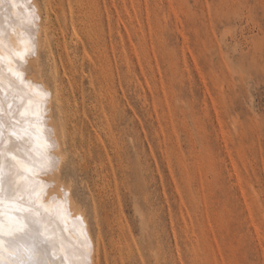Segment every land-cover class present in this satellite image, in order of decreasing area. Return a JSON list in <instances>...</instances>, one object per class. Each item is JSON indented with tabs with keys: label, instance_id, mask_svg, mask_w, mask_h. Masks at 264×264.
<instances>
[{
	"label": "rangeland",
	"instance_id": "obj_1",
	"mask_svg": "<svg viewBox=\"0 0 264 264\" xmlns=\"http://www.w3.org/2000/svg\"><path fill=\"white\" fill-rule=\"evenodd\" d=\"M83 2L94 41L79 31L54 120L99 264H264V0ZM48 54L22 68L53 85Z\"/></svg>",
	"mask_w": 264,
	"mask_h": 264
},
{
	"label": "snow or ice",
	"instance_id": "obj_2",
	"mask_svg": "<svg viewBox=\"0 0 264 264\" xmlns=\"http://www.w3.org/2000/svg\"><path fill=\"white\" fill-rule=\"evenodd\" d=\"M13 8L19 9L16 15L12 14ZM2 13H8L4 18L8 20L9 31H12L14 26H18L27 33L26 41L18 34L17 39L24 43V49L23 53H14V58L34 55L38 45L36 35L39 32L37 25L39 16L35 5L31 0H0V14ZM3 36L4 26L0 25V37ZM2 60L3 57L0 56V61ZM16 62L19 66H23V59H17ZM22 84V78L16 74L9 87L12 85L21 87ZM40 95V92L29 93V99L35 100ZM40 103L42 101L37 100L31 114L17 119L16 117L21 116L19 109L23 105H18L13 111L7 101L0 100V205L5 196L8 200L15 201L16 205L13 215L7 222L0 215V264H88L89 241L87 232L83 230L86 227L83 218L79 216L73 218L72 231L77 235L76 240L65 234L64 221L66 216H71L70 210L64 207L69 200V192L61 188L62 196L44 195L48 203L55 205L52 210L40 203L43 193L37 175L49 176L55 173L60 165V157L55 155L58 143L50 130H46L49 134L44 138L43 143L40 142L39 125L42 122L46 123L35 111ZM26 121L31 122L30 129L24 128ZM17 156H22L31 167L22 168L16 159ZM18 177L24 178L23 183L17 182ZM5 185H7L6 190ZM47 186L56 185L53 181ZM21 218L26 222L25 227H21L19 223ZM6 224L9 229L7 233H5ZM49 225H54L53 232L59 229L61 235L49 238L45 234Z\"/></svg>",
	"mask_w": 264,
	"mask_h": 264
},
{
	"label": "bare ground",
	"instance_id": "obj_3",
	"mask_svg": "<svg viewBox=\"0 0 264 264\" xmlns=\"http://www.w3.org/2000/svg\"><path fill=\"white\" fill-rule=\"evenodd\" d=\"M53 1H55V0H45L44 3L41 4V3H39L38 0H31L32 4L35 5L36 10H37V14L39 16V20L37 21V25L39 27V32L36 35L38 45L35 48V54L32 56H22V57L14 58V53H23V49H24V43H22L21 40L17 39L18 34L21 37H23L24 40L26 41L27 40V33L24 32V30L18 26H14L13 30L9 31L8 30V20L4 18V17H7L8 13L0 14V25L4 26V36L0 37V45H2V46H0V56L3 57V60L0 61V65H3L4 67H2V68L5 69V72H2L3 74H1V72H0V74H1L0 78L4 79L6 77L7 78L6 83L8 85H10L12 83V80L15 79L16 74L20 75V77L23 80V84L21 85V87H16L15 85H12L9 88H11V90L17 94V95L15 94V95L18 96L19 99H21L22 101H24V103L27 104L25 109L28 112H31V113L33 112L34 106L36 105L37 100L42 101V103H40L39 107L35 108V111H37L42 116L43 121H46V123L42 122L39 125V130L41 132V141L40 142L41 143L44 142V138L49 134L48 132H46V130H50L51 135H53L55 137V139L58 143V147L55 149V155L60 157V165L57 168L56 172L49 175V176L37 175V179L41 181V191L43 193L41 195V198H40L42 200H40V201H41V203L43 202L46 205V207H48L49 210H52V208H54L55 205L48 203L44 199V195H47L49 197L52 195L62 196L61 188H64V190L69 192V200L67 203L64 204V207H65V209L70 210L71 216H66V218H65V221H64V227L66 229L65 234L68 237H70L72 240H76L77 235L75 232L72 231L73 222H74L73 218L77 217V216L82 217L83 223L86 226L85 229H83V230L87 232L88 241H89L88 246H87V251L89 252V255L87 257V262H88V264H99V261H100V245H99V243H96V242H99L100 236H99V234L97 235L99 237H97L98 240H96V242H95L94 235H93V232L91 230V226L89 224V220L87 218V215L85 214L86 212H84L78 206V204L76 202V198L73 194L71 187L69 185L64 184L59 179V172L61 170L63 162L66 160L65 159L66 155L64 154V151H63V145H64L63 144L64 143L63 136L59 130L58 125L56 124V122L54 120V106H55V104H58L61 108L65 109V110H66V107H68V109H69V107L71 106L70 101H72V99L71 98L68 99L69 97L67 95H69V93L66 95L67 92L65 91L66 89L68 90V88H66V87H69V86H66L68 83H67V81H65V79H66L65 76H67L68 81L71 84L76 85V83H78L76 80L77 76H75L76 72H75V70H73L74 67L73 68L69 67V66L74 65V62H71L72 61L71 53L78 51L77 42L79 39V36H78L79 31H83L86 34V37L88 38L89 42L94 41L92 22L89 19L88 14L86 13L85 5H84L85 3L83 2V0H72L73 2H71V0H56L55 5H57V6H55V7L53 5V3H54ZM55 8L57 10V13L54 16L52 11L53 10L56 11ZM11 11H12L13 15H16L19 12V9L13 8ZM53 16L57 19L58 22H56V23H58V24H56L54 22ZM60 20L63 22V24L61 23ZM64 29L65 30L71 29L72 41L75 42V44H76L75 47H72V49H70L71 45L69 43H67L65 40L61 39L60 35H61V33H63ZM43 46L47 48V51L49 53L48 55L51 57V59L54 62V65H55V67H54L55 72H54L53 77H52L53 85H51L49 82H47L45 80L39 79V76H37V75H33V76L31 75L32 77H30L28 75L26 69L20 67L16 62L17 59H23V61H24L23 64L33 62V58L37 57L40 48ZM60 49H62V50L60 51ZM85 55H87V54H85ZM12 57L14 58V66H13L14 68L10 67V65H9L11 62L10 58H12ZM91 59H92V56H90V62L89 63L91 65L90 73H93L94 72L93 70L96 67V65H95L96 61H93ZM101 61L103 62V59L102 58L100 59V55H99L97 58V63H99L100 67L102 66ZM60 63H61V65H60ZM59 66L63 67L62 70L64 69L63 75H61L62 71H61V68ZM89 68H90V66H89ZM9 70H11V71H9ZM2 71H4V70L2 69ZM97 76H96V79H97ZM91 77H94V76H91ZM93 80L94 79H92V81ZM65 82H66V85H65ZM3 86H4V84L0 85V90H4ZM76 87H80L79 83ZM100 89H102V87ZM70 90H68V91H70ZM9 91H10V89H9ZM34 92H40L41 95L38 96L35 100L29 99V93H34ZM8 94H10V93H8ZM11 100H13V99H11ZM18 101L20 102V100H18ZM44 101H46V102H44ZM71 103H73V102H71ZM9 105H11V104H9ZM73 106H75V105H73ZM16 108H17L16 106H13L12 110L15 111ZM25 109H24V111H25ZM65 110H63V111H65ZM19 111L21 113V116H23V117L29 115V113H27L26 115L23 114L24 111L22 109H19ZM66 113H68V112H66ZM66 113H65V115H66ZM74 114H76V113H74ZM21 116L16 117V118H20ZM70 116H72V115L70 114ZM65 122L67 123V121H65ZM68 122L71 123L72 121L70 120ZM75 123H77V122L75 121ZM78 124H79V122H78ZM78 124L77 125L75 124V128H77L83 132L84 128L82 126H79ZM24 125H26V129H30L32 126L30 121H26ZM69 125H72V124H69ZM66 126H68V125H66ZM69 127H67V128H69ZM70 130L72 131V128ZM74 130L77 131V133H79L78 130H76V129H74ZM71 131H69V132H71ZM63 135H65V134L63 133ZM73 137L75 138V136H73ZM70 138H72V137H70ZM81 140H79V141L81 142ZM72 141H74V140H72ZM16 159L18 162H21V161H19V159L21 160L20 156L16 157ZM20 164H21L22 168L31 167V165H28L24 161V159L22 160V162ZM21 179H22V177H21ZM21 179H19L18 181L20 182ZM23 180H21V181H23ZM53 181L55 182L56 186L55 187H48L47 186L48 183H51ZM6 203L7 204H5V205H7L9 208L8 209L4 208L5 210L3 211V209H2L3 206H1L0 207V215L3 216V219L5 221H8L9 215L10 216L13 215V211H14L13 208H15L16 205H15V201H10V200H7ZM247 207H248V204H247ZM19 223H20L21 227L26 226V222L22 218L20 219ZM53 227H54V225L53 226L49 225L48 228L46 229V233H47V231L51 230ZM8 231H9V229L7 227V224H6L5 233H7ZM51 233H52V231H51ZM47 234H50V233H47ZM60 235H61V233H60L59 229H57L56 235L53 238L59 237ZM100 240H101V237H100ZM5 250L6 251L8 250L6 243H5ZM61 251H63V249H61ZM57 255H59V252L57 253ZM5 258H7V257H5Z\"/></svg>",
	"mask_w": 264,
	"mask_h": 264
}]
</instances>
